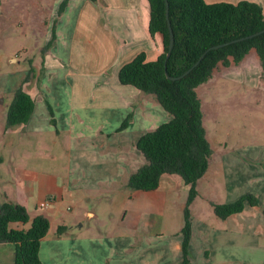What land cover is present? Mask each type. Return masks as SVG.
<instances>
[{"label": "crops", "instance_id": "0c3cea01", "mask_svg": "<svg viewBox=\"0 0 264 264\" xmlns=\"http://www.w3.org/2000/svg\"><path fill=\"white\" fill-rule=\"evenodd\" d=\"M3 1L0 0V8L4 7ZM60 1L45 0L46 10L42 14L45 16L43 23L54 26L59 35L68 37L66 55L55 57L68 61V71L76 74V88L72 90L75 103L70 109L83 107L86 99L82 97L92 93L101 96L110 109L130 113L133 121L149 118L146 92L118 78L121 65L137 53L143 51L147 60H154L163 49L161 34L149 31L148 0H68L65 8L58 12ZM250 1L260 3L264 12V0ZM3 74L5 78L8 76L7 72ZM1 76L0 71V80ZM18 78L13 75L7 88L0 81V204L3 199L12 200L23 204L30 217L44 214L49 218L50 226L39 248L43 263L181 264L180 229L188 191L182 176L175 172L163 173L153 189L129 188L123 193L111 231L76 230V226L91 223L100 215L99 202L91 200L89 194L102 193L105 186L125 184L129 174L145 162V156L136 147V138L90 139L87 149L82 148L74 154L75 164L69 176L58 169L48 170L42 150L47 139L44 133L48 130V121L44 118L47 115H36L38 111L48 112L42 101L41 104L37 102V97L47 91L42 79L40 87L32 88L26 82L21 85L35 102L30 118L26 122L6 125L5 104L18 87ZM259 141L262 140L256 141L258 147L250 149L256 175L248 179L249 183H258V188L252 192L257 203L246 204L241 211L224 218L215 214L212 202L230 201L243 193L236 183L239 179L234 177L237 176L234 172L240 170L231 161L237 158L233 154L234 147L221 151L218 161L214 159L212 147L209 166L198 178V193L190 203L193 264H264V171L257 168L258 159H264V141ZM6 160H9L7 165L4 164ZM212 172L221 178L223 186L225 184L228 193L225 198L201 188L202 182L207 180L214 184ZM71 187L86 194L84 199L75 200L76 209L69 205L63 209L64 197L73 195ZM201 198V205H198ZM44 199L49 201L47 207L40 205ZM166 205L170 209L167 219L172 224L171 232L163 235L162 230H158L146 234L148 226L154 225L156 219L160 222V217L165 215ZM127 218L132 222H125ZM59 224L68 226L65 234L56 233ZM7 244L0 242V251L8 248Z\"/></svg>", "mask_w": 264, "mask_h": 264}, {"label": "rangeland", "instance_id": "374dc122", "mask_svg": "<svg viewBox=\"0 0 264 264\" xmlns=\"http://www.w3.org/2000/svg\"><path fill=\"white\" fill-rule=\"evenodd\" d=\"M3 2L4 7L0 8V81L7 88L13 81V75L17 78L20 76L16 80H19L17 86L26 82L33 88L40 87L42 79L47 91L42 97H37V102L41 104L42 101L45 111L47 109L48 112L38 111L36 115H47L44 117L48 121V130L44 131L47 139L42 150L45 155L43 161L48 170L58 169L69 176L71 167L75 164L74 154L82 148L87 149L90 139H137L140 134L171 116L153 93H146L145 97V105L151 112L150 117L144 121H133L130 117L125 126L122 122L127 116L126 111L110 109L101 96L92 93L82 97L86 99L83 107L75 106L70 109L75 103L72 90L76 88V74L68 71V61L55 57L66 55L68 37L59 35L56 30L53 36V27L43 23L45 0ZM70 66L75 68L74 65ZM4 72L8 73L6 78ZM196 90L201 98L203 125L206 137L214 148L215 161H218L220 152L225 148L234 147L233 154L237 158H231V161L236 163L240 170L234 172L237 175L234 176L235 179H239L236 183H239V190L243 192L241 194L253 192L258 188V183L248 182L249 177L256 175V165L250 160V149L253 146L258 147L257 140L264 141V66L255 50H250L238 63L218 64L212 76L199 84ZM141 91L143 93V90ZM90 104L94 105L89 106ZM6 107L7 104L5 110ZM4 164H9V160ZM257 164L258 170L263 172L264 159H258ZM210 175L214 184L211 185L207 180L206 183L202 182L201 188L225 198V184L223 186L221 178L214 173ZM71 189L73 195L64 197L63 209L67 205L76 209L75 200L84 199L86 194L78 189ZM104 189L102 193L89 194L91 200L99 202V217L84 226H76V230L81 228L83 232H109L114 228L123 193L129 190V187L125 184H114L105 186ZM201 200L202 198L198 205H201ZM169 210L166 205L165 215L160 217V222L156 219L154 225H149L146 234H154L158 230H162L163 235L171 232L172 224L167 219ZM125 222L132 221L127 218ZM29 224L28 221L23 226L28 227ZM7 245L8 248L0 251V264H10L13 259V248Z\"/></svg>", "mask_w": 264, "mask_h": 264}, {"label": "trees", "instance_id": "16d2710c", "mask_svg": "<svg viewBox=\"0 0 264 264\" xmlns=\"http://www.w3.org/2000/svg\"><path fill=\"white\" fill-rule=\"evenodd\" d=\"M67 3L68 0H61L58 12ZM148 3L149 31L161 34L163 49L154 60H147L143 51L137 53L121 65L118 78L122 83L153 93L171 116L138 136L136 147L146 160L129 174L125 185L132 189L149 190L158 186L163 173L175 172L182 176L188 184V192L180 229L181 264H193L190 258V203L198 193L196 182L207 170L213 152L206 137L201 98L196 88L212 76L218 64L238 63L252 49L264 66V31L210 48L196 65L179 78H169L166 71L171 75L181 74L208 46L264 28V12L260 3L250 0H168V17L174 31V43L166 58L169 29L165 0H148ZM52 27L54 36L55 27ZM34 104L31 94L19 85L13 90L12 98L7 104L6 125L26 122L33 112ZM130 117L131 114L128 113L122 122L123 126ZM256 203L257 197L248 191L230 201H213L212 206L215 214L224 218L241 211L246 204ZM28 221L29 226L24 227ZM49 226L50 221L46 215L36 214L30 217L23 204L3 199L0 204V242H7L13 248L10 264H44L39 248ZM67 230L68 226L63 224L56 227L59 235L65 234Z\"/></svg>", "mask_w": 264, "mask_h": 264}, {"label": "water", "instance_id": "95a60500", "mask_svg": "<svg viewBox=\"0 0 264 264\" xmlns=\"http://www.w3.org/2000/svg\"><path fill=\"white\" fill-rule=\"evenodd\" d=\"M165 5H166L165 11H166V17H167V25H168V29H169V41H168V48H167V52H166V58H167L169 56V54H170V51H171L173 43H174V31H173V28L171 26V21H170V19L168 17V0H165ZM263 31H264V28L259 29L257 31H254V32L249 33V34L244 35V36H240V37H237V38H233L231 40H227V41H224V42H220V43H216V44L210 45L200 54L198 59H196L194 61V63L192 65H190L187 69H185L181 74L171 75V74H168L167 71H166V74L171 79L179 78V77L183 76L184 74H186L194 65H196L199 62V60L203 57V55L206 53V51L209 50L210 48L219 47V46L225 45V44H227V43H229L231 41H236V40H239V39L250 37V36L259 34V33L263 32Z\"/></svg>", "mask_w": 264, "mask_h": 264}, {"label": "built area", "instance_id": "2783aa9c", "mask_svg": "<svg viewBox=\"0 0 264 264\" xmlns=\"http://www.w3.org/2000/svg\"><path fill=\"white\" fill-rule=\"evenodd\" d=\"M49 204V201L47 199H44L43 201H41L40 205L41 206H44V207H47Z\"/></svg>", "mask_w": 264, "mask_h": 264}]
</instances>
